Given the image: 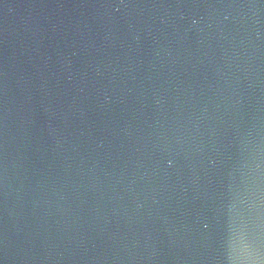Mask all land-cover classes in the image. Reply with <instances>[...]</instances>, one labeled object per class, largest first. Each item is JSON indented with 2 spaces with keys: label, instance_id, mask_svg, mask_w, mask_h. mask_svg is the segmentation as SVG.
I'll list each match as a JSON object with an SVG mask.
<instances>
[{
  "label": "water",
  "instance_id": "water-1",
  "mask_svg": "<svg viewBox=\"0 0 264 264\" xmlns=\"http://www.w3.org/2000/svg\"><path fill=\"white\" fill-rule=\"evenodd\" d=\"M0 264H264V0H0Z\"/></svg>",
  "mask_w": 264,
  "mask_h": 264
}]
</instances>
